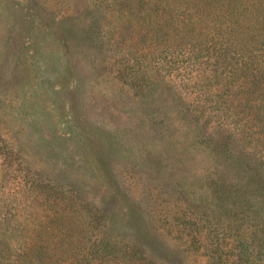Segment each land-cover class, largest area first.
<instances>
[{
	"label": "rangeland",
	"instance_id": "obj_1",
	"mask_svg": "<svg viewBox=\"0 0 264 264\" xmlns=\"http://www.w3.org/2000/svg\"><path fill=\"white\" fill-rule=\"evenodd\" d=\"M177 2L0 0V264H264L260 25Z\"/></svg>",
	"mask_w": 264,
	"mask_h": 264
},
{
	"label": "trees",
	"instance_id": "obj_2",
	"mask_svg": "<svg viewBox=\"0 0 264 264\" xmlns=\"http://www.w3.org/2000/svg\"><path fill=\"white\" fill-rule=\"evenodd\" d=\"M177 1L178 0H138L142 6L154 7L158 9L157 11H161V13L166 11L168 6L172 4L173 8L177 10L180 6ZM203 1H210L211 3L208 8H213L221 12L220 8L227 0ZM229 3L230 2H227V4ZM189 4L194 7L196 2H191ZM232 4L241 7L245 11L248 9L253 10L255 12L253 19L255 20L250 21L260 25L259 28L255 27L257 28L256 33L251 35V40L254 41H246V38H243L238 48L233 46L234 41L232 39L229 41L226 37V41H223L225 52L223 53L222 61H227L226 64L230 67V69H227V73L234 71L240 73V76L243 78H250L246 82H241V89L239 91L245 95L244 107L253 109L252 117L249 119L247 118V120L254 124L256 130L247 132V135L252 136V133L253 137L256 138L252 147L258 149L259 153L264 158L262 145L259 144L261 148L256 145L258 144L257 141L264 139V17H262V13L264 12V0H240V3L233 0ZM256 11H259V13L256 14ZM182 26L185 25L182 24ZM233 48L237 50L232 51ZM206 50H208V48H206Z\"/></svg>",
	"mask_w": 264,
	"mask_h": 264
}]
</instances>
